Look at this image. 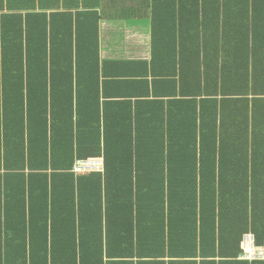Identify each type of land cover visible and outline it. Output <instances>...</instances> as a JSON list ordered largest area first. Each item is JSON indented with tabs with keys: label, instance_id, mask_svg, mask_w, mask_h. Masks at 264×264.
I'll return each mask as SVG.
<instances>
[{
	"label": "trees",
	"instance_id": "trees-1",
	"mask_svg": "<svg viewBox=\"0 0 264 264\" xmlns=\"http://www.w3.org/2000/svg\"><path fill=\"white\" fill-rule=\"evenodd\" d=\"M246 1L242 29L228 12L238 0L201 4L226 9L222 25L215 13L206 39L211 53L214 45L227 51L216 95L248 79L232 60V39L242 41L244 67L264 74V0ZM98 4L0 0V264L244 261L237 258L242 235L252 228L257 243L264 241V98L251 99L259 147L249 137L228 141L236 128L224 123L222 134L209 124L197 147L182 127L177 140L168 119L170 138L164 132L160 139L149 126L156 117L139 121L133 104H152L163 115V105L147 97L149 78L158 87L171 82L154 58L168 54L155 43L150 62L101 60ZM200 32L194 29V40ZM128 86L134 102L122 96ZM98 157L102 173H72L77 160Z\"/></svg>",
	"mask_w": 264,
	"mask_h": 264
},
{
	"label": "crops",
	"instance_id": "crops-1",
	"mask_svg": "<svg viewBox=\"0 0 264 264\" xmlns=\"http://www.w3.org/2000/svg\"><path fill=\"white\" fill-rule=\"evenodd\" d=\"M162 1L155 3V0H99L96 7L100 16L99 52L101 60L150 62L155 43H159V51L162 55L168 54L169 60L159 55L154 56V58L159 67L160 75L167 77L171 82L160 83L158 87V84L154 85L153 79L151 81L149 78L151 93L147 97L160 102L159 105H163L160 107L163 108L162 116L165 122L162 121L160 110L154 108L155 106L152 104H144L137 108L133 104V114H136L139 121L143 119L151 121L152 115L156 117V120L149 126L158 128L157 131L160 134L157 137L160 139L162 136L164 137L162 133L165 132L167 134L165 141L168 136L167 121L169 119V125L173 123L174 126H177L172 128L177 140H179L178 128L182 127L180 133L182 137L188 136L190 146L192 142L195 144L198 142L197 147H199V142L204 140V129L206 128L205 131L208 133V127L211 123L216 124L217 134L225 133L222 126L224 123L236 128L230 139L226 136L228 141L235 143L245 139L246 142V138L249 137L248 145L253 148L259 147L253 140V129L256 127L253 125L252 117H250L253 105L251 99L253 97L264 98V74L254 72V67H244L245 56H243V52H245V48L241 47L242 41L239 38L232 39V60L236 65L249 72L247 73L248 79L246 80L245 76L239 77V81H235L238 83H234L232 90L226 96L222 95L220 91L218 95L212 93L216 90L215 88L219 89L221 79L219 66H221L222 58H227V51L224 54L218 45H214V48L212 47L214 51L212 50L211 53L210 42L206 39L210 29L214 28L215 22H212L211 19L216 21L215 13L220 15L226 9L222 5H217V7L201 5L203 0H200L198 6H195L191 0ZM245 3H247L246 0H238L236 6L228 9L229 18L234 22V28L242 29L247 24L246 18H243L241 14L248 8L242 6ZM72 11L74 12L73 9ZM195 12L199 13L197 21L194 20ZM205 13L208 18L203 16ZM222 19L224 16L220 15V25L223 23ZM194 27L201 30L196 35L195 40L192 37ZM155 28L156 34L153 32ZM167 44L169 48H167ZM197 54H199L198 57ZM173 67L176 68L174 73H172ZM224 74L226 75L225 72ZM260 76H263L261 80H259ZM110 90L114 91L111 88ZM158 90L163 94H159ZM132 91L133 89L128 86L122 92V96L134 102V98L137 96L127 94ZM262 101V108H264V100ZM228 103L231 104L226 106ZM246 110L250 118L249 129L242 132L241 128L238 130L237 127L241 126V121L244 120L242 116L247 115ZM190 123L192 126H187ZM195 124L197 131L192 133ZM150 132L154 134L151 130ZM258 169L259 167H256L255 171H259ZM103 170L104 165L100 170L83 174L76 173L73 168L71 171L77 177L96 172L102 173ZM251 229L247 232L253 233ZM237 258L244 261L227 264H264V260L242 259L241 253Z\"/></svg>",
	"mask_w": 264,
	"mask_h": 264
},
{
	"label": "built area",
	"instance_id": "built-area-1",
	"mask_svg": "<svg viewBox=\"0 0 264 264\" xmlns=\"http://www.w3.org/2000/svg\"><path fill=\"white\" fill-rule=\"evenodd\" d=\"M103 159L88 158L77 160L73 170L76 173L83 174L90 171L102 169ZM241 258L247 260H264V244H258L256 237L252 232H246L241 239Z\"/></svg>",
	"mask_w": 264,
	"mask_h": 264
}]
</instances>
